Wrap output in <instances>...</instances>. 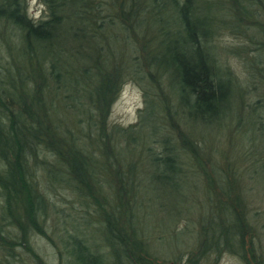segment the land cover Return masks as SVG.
<instances>
[{
    "label": "trees",
    "instance_id": "obj_1",
    "mask_svg": "<svg viewBox=\"0 0 264 264\" xmlns=\"http://www.w3.org/2000/svg\"><path fill=\"white\" fill-rule=\"evenodd\" d=\"M261 1L39 0L43 14L35 19L29 16L27 0H0V45L15 60L8 69L12 77H0V264H47L33 247L36 234L57 248L56 256L63 257V250L70 264H207L213 256L225 253L244 264H264L256 260L257 236L248 228V199L240 195L239 184L218 174L216 164L202 166L203 149L170 118L175 111L181 114L180 124L217 125L242 106L251 68L243 78L238 76L229 63L233 45L221 40L247 35L253 41L257 32L263 40L257 49L264 52V26L253 8ZM130 22L137 29L138 35H133L141 49L134 59L128 58L122 41L110 34ZM142 66L143 80L157 89L158 115L165 118H154L155 102L147 92L137 122L113 125L106 129L108 135L104 127L93 137L91 128L87 134L77 128L75 137L50 112V98L55 97L59 106L73 110L74 115L83 111L93 122L89 125L100 123L118 97L120 80L138 74ZM25 83L28 90L22 89ZM93 109L100 118H92ZM160 122L177 130L175 139L173 134L163 136ZM139 134L153 139L154 150L140 151L147 164L112 173L110 179H120L121 185L107 199L112 212L104 211L99 196L103 193L96 190L100 183L92 171L94 162L77 144L79 135L102 142L117 135L133 144ZM52 160L63 167L62 177L56 164H49ZM190 167L199 169L205 180L206 206L214 216L201 221L196 253L192 250L183 259L156 261L130 206L126 210L128 199L133 204L138 200L136 189L143 182L161 196L184 194L186 182L192 179ZM39 172L48 183L66 185L92 200L99 223L93 231L100 236L101 249L94 241L93 225L86 226L89 240L82 236L83 230H64L61 236L52 230L63 244L58 247L46 228L50 211L58 212L51 208L50 194L39 186Z\"/></svg>",
    "mask_w": 264,
    "mask_h": 264
},
{
    "label": "rangeland",
    "instance_id": "obj_2",
    "mask_svg": "<svg viewBox=\"0 0 264 264\" xmlns=\"http://www.w3.org/2000/svg\"><path fill=\"white\" fill-rule=\"evenodd\" d=\"M27 3L29 16L35 19L40 18L43 14V6L39 0H27ZM253 5L258 17H260V26L263 27L264 1L255 2ZM112 17V20L116 21V17L114 15ZM133 27L134 23L130 22L127 25L123 24L122 27L115 28V31L110 33L122 41L120 43L124 45L125 53L129 54L128 58L132 59L138 58L139 53H141V49L135 44V35H133L137 34V29L135 28V31ZM255 38L252 41L250 37L244 35L238 38L223 37L221 40V43L233 45L234 49L231 56H229V63L238 76L243 78L246 75V70L251 68L250 74L246 77L247 93L244 96L245 99L242 106L235 109L234 116L223 120L217 125L198 123L197 126L186 121L183 122L187 124L183 122L180 124L178 118H181V114L175 111L170 115V118L175 121V125H178L182 132L190 135L197 141L198 147L203 149L202 166L205 163L208 166H215L216 164L218 174L227 176V179L231 181L236 180L239 184L240 192H242L240 195L244 200L245 198L248 199L246 203L249 210L246 217L248 224H250L248 228L254 230L252 233L257 236L255 241L257 242L259 255L256 260L261 259L264 261V57L262 56L264 52L257 49L263 43V40L257 37V32ZM13 41L16 43L15 34L13 35ZM120 43L115 45L121 50ZM119 63H122V57L119 59ZM12 64H15L14 58L7 53L5 46L1 44L0 77L2 79L12 77L13 74L8 70ZM143 70L144 67L142 66L138 74L132 76H126L125 74L126 77L120 80L118 97L108 106L106 116L101 117L103 118L99 121L101 124L89 125L93 122L85 117L83 111L81 113L75 111L76 114L74 115L73 110L63 108V105L59 106L55 97L50 98V112L57 117L56 122L66 130L72 131L69 134L75 137L77 128L82 130L84 134L89 133L88 130L91 128L93 132H91L90 137H93L98 134L95 131L99 127L101 129L104 127L106 131L104 134L108 135L110 133L107 130L113 125L125 127L137 122L139 110L145 105L144 95L147 92L148 96L155 102L154 108L157 114L154 118H165L164 115H158L160 107L157 104V89L152 83L147 84L143 80ZM146 71L148 72V70ZM123 72L126 73L125 70ZM22 89L28 90V84L25 83ZM88 106L90 107L91 104ZM92 115V118H100L95 110ZM158 127L159 129L162 127L160 132L163 133V136L168 134L172 136L173 134V139L176 138L174 136L177 135V130H174L173 126L160 122ZM69 134L65 135L69 137ZM82 136L79 135L77 144L94 162V166H92L93 175L100 183H97L96 190L99 194L103 193V195H99L100 202H103L104 211L112 212L113 209H110L112 204L111 202L108 203L107 199L114 197L116 186L120 187L121 180H111L110 176L118 169L125 168V166L130 168L132 165H136V168H138L141 164H147V160H144L140 151L144 153L152 152L154 147L151 140L153 139L139 134L137 136L138 140L131 144L122 142L117 135L110 138L106 137L104 142L93 141L91 138L84 140ZM99 142H101L100 145ZM118 142H120L119 146ZM133 145L137 146L136 149ZM144 149L148 151L145 152ZM108 153L109 157L106 158ZM185 159L187 160L188 157L186 156ZM48 162L52 165L56 164L53 163V160ZM54 167L60 172L59 177H62L63 167L58 164ZM189 169L192 179L186 182L188 187H185V192L182 195H177L174 198L166 195L161 196V192L155 191L153 188L150 189L149 185H145L143 182L136 189L138 200L133 204L128 199L129 204L126 205V210L130 206V214L137 218L135 220L137 229L139 232L144 233L146 246L150 247L152 257L156 261L164 262L165 259L174 260L177 257L183 259L192 250L196 253L200 241L201 221L204 217H210L214 214L213 211H209L208 205L206 206V195H204L206 183L200 174V170L194 167ZM107 173H110V175ZM34 179L36 180V176ZM37 181L40 188L46 190L43 193L50 194L51 197L48 198L51 208L58 212L50 211L46 224V228L50 232L49 235L56 241L58 247L63 248V244L59 237L53 235L52 230H55L59 236L64 234V230L67 232L83 230L82 236L89 240V229L87 230L86 226L93 225L90 227L93 231L97 230V224H99L97 223L98 219L94 216L96 207H93L92 200L84 197L80 192L77 194L66 185L48 183L43 173H38ZM225 198L226 196L222 199ZM94 201L95 199H93ZM171 214L173 215L171 216ZM91 219L93 220L91 221ZM66 223H68L67 226ZM93 233L98 239H94V241L99 242V234L94 231ZM93 235H90V237ZM32 243L35 250L45 259L47 264H70L68 256L63 255V250L60 251L63 257L56 256L57 248L42 235H34ZM99 244L101 249L102 244L100 242ZM103 250L104 248H102ZM260 256L263 258H259ZM207 264L244 263L238 257L225 253L220 257L213 256Z\"/></svg>",
    "mask_w": 264,
    "mask_h": 264
}]
</instances>
